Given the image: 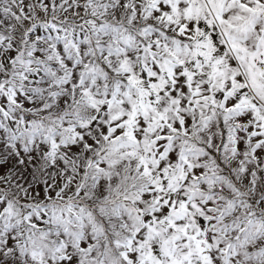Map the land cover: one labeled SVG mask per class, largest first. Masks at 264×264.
Here are the masks:
<instances>
[{
    "label": "snow or ice",
    "instance_id": "6c2138e0",
    "mask_svg": "<svg viewBox=\"0 0 264 264\" xmlns=\"http://www.w3.org/2000/svg\"><path fill=\"white\" fill-rule=\"evenodd\" d=\"M0 264H264V0H0Z\"/></svg>",
    "mask_w": 264,
    "mask_h": 264
}]
</instances>
